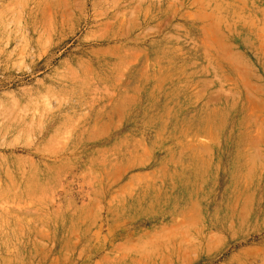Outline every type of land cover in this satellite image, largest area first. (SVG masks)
<instances>
[{
  "label": "rangeland",
  "instance_id": "rangeland-1",
  "mask_svg": "<svg viewBox=\"0 0 264 264\" xmlns=\"http://www.w3.org/2000/svg\"><path fill=\"white\" fill-rule=\"evenodd\" d=\"M0 264H264V0H0Z\"/></svg>",
  "mask_w": 264,
  "mask_h": 264
}]
</instances>
